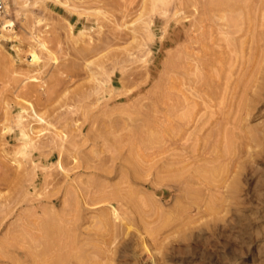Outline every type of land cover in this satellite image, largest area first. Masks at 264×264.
I'll return each instance as SVG.
<instances>
[{
	"label": "rangeland",
	"instance_id": "1",
	"mask_svg": "<svg viewBox=\"0 0 264 264\" xmlns=\"http://www.w3.org/2000/svg\"><path fill=\"white\" fill-rule=\"evenodd\" d=\"M180 1L9 0L7 13L0 17V166H11L17 182L15 173L28 165L19 153L20 135L4 130L7 124L20 130L14 113L20 112L21 100L35 103L48 119L66 110L79 117L90 109L97 114L96 122L86 121L82 134L74 132L78 141L104 125L111 128L112 139L88 141L81 148L97 159L95 164L102 156L118 158L112 174L73 168L72 159L66 166L69 176L56 162L30 173L37 184L29 189L27 201L13 204L11 212L0 211V216L7 213L0 224V251L7 234L21 230L19 225L34 227L37 218L68 214L80 216L78 245L92 252L91 264H264L262 0H224L218 5H211L214 0ZM171 59L174 69L167 70ZM104 65L107 72L101 74ZM58 73L61 95L49 106L40 105L36 95L26 101L18 98L16 88L24 79L47 96L48 81ZM126 75L132 82L125 83ZM53 107L58 110L51 114ZM22 110L36 132L48 128L36 133L38 137L34 134L38 143L51 140L55 126L37 121L32 110ZM129 158L140 161L141 174L123 188L152 200L147 228H161L155 235L158 241L150 242L154 259L137 248L135 238L128 246L123 236L109 243L96 240L102 211L83 200L82 189L90 183L112 191L123 180L121 169H134ZM19 160L24 162L20 166ZM181 166H186L183 171ZM171 169L176 171L167 174ZM43 178L60 181L53 195L48 192L54 184L46 185ZM15 184L2 182L1 193L14 194ZM70 196L79 199V211L65 203ZM95 247L106 255L96 254ZM0 264L13 262L0 252Z\"/></svg>",
	"mask_w": 264,
	"mask_h": 264
},
{
	"label": "bare ground",
	"instance_id": "2",
	"mask_svg": "<svg viewBox=\"0 0 264 264\" xmlns=\"http://www.w3.org/2000/svg\"><path fill=\"white\" fill-rule=\"evenodd\" d=\"M159 1H161L162 3H170L173 0H159ZM222 1L224 0H217V1L214 0L211 2V5H215V4L218 5ZM232 1L234 0H225L224 2L233 3ZM181 2L182 1H180V3ZM259 8L261 9V11H263L262 13H260V16H261L260 18H262V21H260L261 23L259 27L260 28L263 27L262 30L264 32V0H262ZM38 41L43 48L50 50L46 41H42L40 39ZM263 46L264 45H262V47ZM262 55L264 56V47L262 48ZM32 57H33L32 58L33 60H36L39 58L36 51H33ZM173 59H171L167 63V66H166L167 70L174 69L175 61ZM106 72H107V67L104 65L100 73L105 74ZM215 75H218V74L215 73ZM212 77L213 76H211V78ZM61 79L62 78L59 73L52 75V77L48 81V85L46 88L47 96L43 95V92L40 91L39 87L35 83H27L25 82V79H24V81L20 82L18 85L16 84L17 88L15 86V88L18 90L17 96L18 98L19 97L25 98L24 100L26 101V98H28V96L36 95L38 98L37 100L39 101V104L47 107L60 97L61 94H60L59 86H60ZM123 79L125 80V83L132 82L127 75L123 76ZM18 81H20V79ZM213 91L214 90H212V92ZM21 101L19 102L22 105L20 112L14 113L16 114L14 116L16 118L17 125L20 126V130H17L15 126L11 125L10 122L9 123L12 127L9 126L8 124L6 125L5 123L4 125L6 126H4L5 127L4 130L7 132H9L8 130L10 131L14 130L15 134L20 135L19 138H17L19 139V141L20 140L22 141L21 148L19 149V153L24 154V157L26 158L25 162H27L28 165L26 164L23 165L24 167L22 166L23 168L21 170H17V173H15L17 174V178H18L17 182L15 181L13 175L10 173L11 172L10 168H12L11 166L6 165V163L0 166V169L2 168L0 182L8 183V186H11L13 183H16L14 187H11L12 189L14 188L15 190L14 194H8V195L3 194L1 193V190H0V211L7 210L8 212H11L15 208L14 206L12 207L13 204L17 206L18 204L27 201V194L29 192V189L32 186H36L37 184L35 177L34 178L29 177L31 175L30 173H32L33 171L36 172V170H39L42 168H46V166L48 165L52 166L53 164H55V162L58 164L57 167H60L66 176L70 175L69 173L70 169L66 167L68 163H70L68 161L70 159L73 160V161L71 160V163L73 162V165H74L73 168H81V167L84 169L92 168V169L104 171L107 173H111L112 171H117V170H114L116 169V166H117V164H115V161L118 158L116 157L115 154H111L110 156H106V157L102 156V158L98 157L99 158L98 160H100V158L101 160L99 163L95 164L94 163L95 161L93 160L96 158L93 155H90V154L87 155L86 152L81 148V145L86 144L88 141H92L93 143H99L100 141H103L104 143H106L109 140H111L112 139L110 137L111 128L104 125V129H102L100 132H95L93 135H88L86 138H84V141L82 142L78 141V139L76 138L77 134L74 133V132L79 131L80 134H82L81 132H82L83 124L86 121H90L91 124H94V122H96L95 117L97 114H95L94 112H90V109L85 108L82 110L79 117H75L72 111L67 112L66 110L65 113H68L69 115L65 114L64 112L63 113L58 112L54 116L53 119H48L47 117H45L44 113H41L38 110L37 105L35 103L27 100L29 104H25ZM64 103L68 104L67 100H65ZM22 109L32 110V113L30 115L34 116L37 121L41 123L44 122V124L46 125L55 126V129L52 130L54 135L51 137V140L38 143L34 134L36 133L38 134L41 131H44L45 129H48V128L47 126H45V127H42L43 129H40V131L36 132L35 130L36 126L32 124V120L25 119L26 114ZM57 110H58V107H53L50 112L51 114H53ZM82 117L84 119V122L80 123V120ZM54 120L57 121L60 125L56 126L54 123ZM123 121L124 122L122 125L126 124L125 119H123ZM142 123H143L142 125H146L145 120H143ZM98 128L99 127H97V129ZM229 134L228 135L230 137L228 136V138L232 140L231 133ZM68 142L71 143L73 146L68 144ZM113 142L116 143V141H113ZM227 142H230V141L228 140ZM231 143H233V141H231ZM55 155H57V161L53 159ZM195 155H194V158H196ZM92 157L94 158L92 159ZM16 158L18 157H15V159ZM110 162H112V164H110ZM128 162L134 165V169L128 170V171L127 170L123 171V169H121L120 172L122 174L123 180L120 183L114 185V188H112V191L111 190L107 191L106 187H103L100 183H97V182L96 183L94 182L95 184L93 183L94 184L93 187L96 188V191H93L94 188L91 187V183H90V187L82 189L83 200L89 204L99 205V208L97 207V209L98 211L99 209L100 211H102L98 215L97 220L95 219L96 224H97V231H96L97 239L95 238L96 240H101L103 242L109 243L113 241L115 242L116 238L123 236L126 239L125 244L128 246L130 245V241L133 238H135L138 241L137 248L141 247L145 249L149 256V257L147 256L148 259L149 258L154 259L155 255L153 253L152 248L150 247V244H151L150 242L156 243L158 241V238H155V235L159 232V229L161 228H159L158 230H152V229L149 230L147 228V225L150 222V217H152V215L149 214V209H148V207H151L152 206L151 204H153L152 200L150 198H147V199L141 198L139 196V192H137L135 189L133 190L132 188H130L131 190H125L123 188V185L125 183L129 182V180H133V178L135 177L134 175H136L137 173H140V169H139L140 161L139 160L137 162L135 158H129ZM23 163L24 162L22 160L18 161L19 166L22 165ZM1 164L2 163H0V165ZM165 165L167 167V165L169 164H165ZM171 165L172 164H170V166ZM171 167H174V165ZM181 167L182 169L179 167L178 168L179 170L181 169L180 171H183L186 166L184 167L181 166ZM160 170H159V173H160ZM172 170L173 169H171L170 171H167V174L173 173L176 171L175 169L173 171ZM161 172L165 173L163 172V168ZM50 174L52 173H47L48 176ZM32 175H35V173L34 174L32 173ZM48 176L46 177L48 178ZM168 176L171 177V175H168ZM47 178L46 180L43 178L45 180L46 185L48 184L49 186L52 183L54 184V186L48 192L49 195L51 196L54 194V190L59 188L60 181L59 180H57L56 182H53L51 180L48 181L49 178L48 180ZM139 178L140 177L136 179H139ZM28 182H31V183H28ZM43 189L45 191L46 188H43ZM36 191H37V188H36ZM37 192H39L38 194H40V192L41 194H44V192L41 191V189ZM65 203H68V206H70L71 211L73 212L79 211V199H77L76 196H70L69 198L65 199ZM107 205L111 206L110 207L111 211L106 208ZM64 212H65V209H64ZM50 213L54 214L55 211L54 213L53 211ZM6 214L5 216H0L1 225L3 224L5 218L7 217ZM65 214L63 213V215ZM70 214L72 215V213ZM67 217H68V214H67ZM67 217L66 215L64 217H59L58 215H52L50 217H40L35 220L36 226L34 227L29 226L30 224L19 225V227H21L20 228L21 230H18L19 228L15 230L13 229L12 232L7 234L0 252L4 256H8L12 260L13 264H91V261H93L91 257L92 252L89 254L88 248L82 245L81 246L78 245L79 235L77 234L76 231L80 229L78 225L80 216L73 215L72 218H67ZM112 217L113 218L115 217V220ZM161 218L163 217H160V219ZM35 228H36L35 230L36 232L34 231ZM145 234H148L152 237L151 238L145 237ZM93 251L99 256L106 255V254L103 255L105 253L103 248L95 247ZM11 253H15L16 256L14 255L12 256ZM143 264L145 263L143 262ZM150 264H157L156 260Z\"/></svg>",
	"mask_w": 264,
	"mask_h": 264
},
{
	"label": "built area",
	"instance_id": "3",
	"mask_svg": "<svg viewBox=\"0 0 264 264\" xmlns=\"http://www.w3.org/2000/svg\"><path fill=\"white\" fill-rule=\"evenodd\" d=\"M9 0H0V17L7 13Z\"/></svg>",
	"mask_w": 264,
	"mask_h": 264
}]
</instances>
